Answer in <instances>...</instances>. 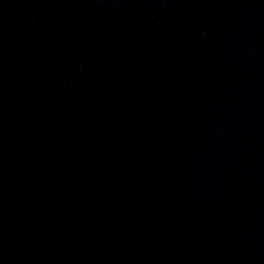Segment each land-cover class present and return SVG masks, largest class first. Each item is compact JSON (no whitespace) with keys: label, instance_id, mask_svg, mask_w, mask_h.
Segmentation results:
<instances>
[{"label":"water","instance_id":"obj_1","mask_svg":"<svg viewBox=\"0 0 264 264\" xmlns=\"http://www.w3.org/2000/svg\"><path fill=\"white\" fill-rule=\"evenodd\" d=\"M0 264H264V0H0Z\"/></svg>","mask_w":264,"mask_h":264}]
</instances>
